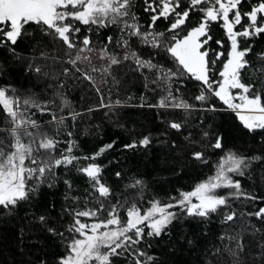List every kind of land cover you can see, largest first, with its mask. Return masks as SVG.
I'll return each instance as SVG.
<instances>
[{
    "label": "snow or ice",
    "instance_id": "snow-or-ice-1",
    "mask_svg": "<svg viewBox=\"0 0 264 264\" xmlns=\"http://www.w3.org/2000/svg\"><path fill=\"white\" fill-rule=\"evenodd\" d=\"M260 39L264 0H0V220L20 222L0 264H176L181 251L185 264H264ZM17 75L27 87L16 85ZM141 78L159 98L146 103L141 94L136 107L155 109L163 127L121 148L155 146L177 179L208 169L188 189L163 198L153 191L146 203L143 177L125 182L123 171H111L119 159L107 155L117 141L88 149L79 140L96 134L79 124L101 110L117 123L112 117L129 105L112 99L113 87ZM75 92L79 110L69 99ZM232 114L251 140L243 151L216 122ZM80 181L83 206L73 194ZM61 182L54 215L55 202L40 201ZM192 222L204 226L202 235L184 230ZM34 230L63 250L26 253Z\"/></svg>",
    "mask_w": 264,
    "mask_h": 264
},
{
    "label": "trees",
    "instance_id": "trees-1",
    "mask_svg": "<svg viewBox=\"0 0 264 264\" xmlns=\"http://www.w3.org/2000/svg\"><path fill=\"white\" fill-rule=\"evenodd\" d=\"M163 26V22H160L159 28L162 29ZM257 47H264V39L258 40ZM0 83H3V81L0 80ZM15 83L18 87L21 85L24 87L28 86V82L22 79L19 75L16 76ZM144 83L145 81L141 78L138 82L130 81L126 88H118L114 86L112 90V99L115 100L117 96H119V98L122 101H125L129 106L119 110L121 113L119 117H112V121H116L117 123L110 122L108 117L103 115V110L82 120L79 124L80 129L83 130L85 127L92 126L90 131L96 134L93 136H81L79 137V140L80 143L88 149L98 148L103 143H108L112 140L117 141L115 146L116 150H110L107 155V159H112L113 157L119 159V164L114 166L111 171H123L125 174V182L129 177H143L148 182L150 189L149 193L144 197V203H146L153 191L163 198L165 194L174 193L175 189L178 187L188 189L196 180L207 174L208 169H192L183 177L177 179L172 175L168 167L161 164V154L155 150V146L153 150L140 151L123 150L121 148V145L129 142L133 135L139 136L141 132L148 134V132L151 131L155 136L160 128L163 127L154 119L156 112L155 109L150 110L146 107H136V105L141 103V94L146 96V103H155L159 98V92L157 91V93L154 94L153 92L146 90ZM149 87L152 88L155 86L150 84ZM129 97H131V99H129ZM69 99L73 102L77 110H79L81 107L80 92L69 94ZM216 122L222 124L226 132L225 138L228 144L235 143L242 151L250 146V137L243 133L241 130L242 126L234 127V125H238L239 123L238 121H235L234 114H232L231 117L225 115L223 120L218 116ZM119 124H123L124 127H119ZM95 125L100 126L99 131H97ZM257 139H259V137H257ZM252 147L254 148L255 146L252 145ZM86 187L87 186L83 181H80L74 186L73 194L81 197V206L84 205L82 197L85 194L84 189ZM245 187H250V183L245 182ZM64 194L65 188L62 182L54 188H45L40 201L41 206L50 205L55 202L56 208L54 215H58L60 206L63 203ZM21 215H23V213H21ZM216 219L217 222L209 226L213 230L218 227V218ZM19 226L20 222L16 220H0V248H2L4 241H7L9 244H14L13 237L14 235H19ZM203 227V225H197L192 222L185 225L184 230L189 231V235H191L193 231L199 232L202 235ZM172 239L177 240L178 242L175 230H173ZM166 241L167 237L164 241H159V243L153 244L150 251H158ZM25 245V251L29 254V250L35 252L39 249L41 254L52 256L54 253H59L63 250L58 239L56 241H45L44 236L35 230L33 235L26 237ZM177 257L176 264H185V260L188 258V253L183 251L177 252Z\"/></svg>",
    "mask_w": 264,
    "mask_h": 264
}]
</instances>
